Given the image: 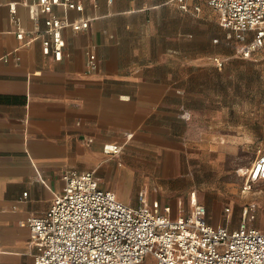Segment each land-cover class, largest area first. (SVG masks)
I'll list each match as a JSON object with an SVG mask.
<instances>
[{
    "label": "crops",
    "instance_id": "obj_1",
    "mask_svg": "<svg viewBox=\"0 0 264 264\" xmlns=\"http://www.w3.org/2000/svg\"><path fill=\"white\" fill-rule=\"evenodd\" d=\"M76 1L81 12L55 11L90 24L64 28V53L56 60L36 35L45 24L43 15L39 23L33 18L35 0H0V264H35L23 221L49 209L67 169L94 170L100 187L132 206L143 192L153 211L168 207L171 218L189 210L192 192L197 198L190 156L211 142L202 121L216 116L210 101L200 104L202 71L218 65L210 30L219 23L216 11L207 0H188L199 11L182 10L176 0ZM13 6L26 31L21 39ZM201 18L209 21L204 35ZM111 142L122 151L106 153ZM252 163L240 168L245 177ZM245 183L240 215L228 205L229 211L207 212L209 222L237 227L244 207L254 203L252 223L264 230V178L250 188Z\"/></svg>",
    "mask_w": 264,
    "mask_h": 264
},
{
    "label": "built area",
    "instance_id": "obj_2",
    "mask_svg": "<svg viewBox=\"0 0 264 264\" xmlns=\"http://www.w3.org/2000/svg\"><path fill=\"white\" fill-rule=\"evenodd\" d=\"M182 10L199 11L201 5L176 0ZM216 11L219 23L230 29L241 43L239 52L249 57L264 46V0H207ZM35 22L45 24L36 35L42 37V51L60 60L64 53L63 30L86 29L87 17L70 19L55 8L61 6L81 12L76 0H35ZM18 38L25 37L16 7L11 8ZM96 55L90 53L89 67L95 68ZM221 66L223 61L216 57ZM104 151L118 154L122 145L104 144ZM245 188L264 178V151L246 169ZM64 186L49 209L41 215H30L23 224L31 229L35 264H143L151 254L155 264H264V230L252 223L255 204L244 207L237 227L213 225L207 218V207L192 192L188 211L181 209L177 218L167 212H155L144 201L132 206L118 199L116 193L99 185L95 171L67 169ZM27 194V192H24ZM226 211L230 207L225 208Z\"/></svg>",
    "mask_w": 264,
    "mask_h": 264
},
{
    "label": "rangeland",
    "instance_id": "obj_3",
    "mask_svg": "<svg viewBox=\"0 0 264 264\" xmlns=\"http://www.w3.org/2000/svg\"><path fill=\"white\" fill-rule=\"evenodd\" d=\"M209 9L208 14L214 13L210 6ZM203 16L207 19L209 15ZM205 18H201L203 35L209 24ZM211 24L217 55L223 64L217 65L215 71H202L201 87L205 93L201 94L200 104L207 106L210 101L216 116L215 121H202L206 139L210 134L211 142L205 141L202 144L207 146L190 156L194 162L190 185L209 214L213 210L224 211L229 205L232 213L239 216L245 202L241 188L246 179L240 168L250 165L259 149H264V47L244 58L234 34L229 38L227 29L217 22ZM143 264H155L154 256L148 254Z\"/></svg>",
    "mask_w": 264,
    "mask_h": 264
}]
</instances>
